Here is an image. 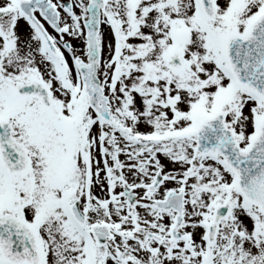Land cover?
<instances>
[{"label":"snow or ice","instance_id":"6c2138e0","mask_svg":"<svg viewBox=\"0 0 264 264\" xmlns=\"http://www.w3.org/2000/svg\"><path fill=\"white\" fill-rule=\"evenodd\" d=\"M0 264H264V0H0Z\"/></svg>","mask_w":264,"mask_h":264}]
</instances>
